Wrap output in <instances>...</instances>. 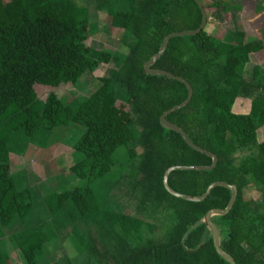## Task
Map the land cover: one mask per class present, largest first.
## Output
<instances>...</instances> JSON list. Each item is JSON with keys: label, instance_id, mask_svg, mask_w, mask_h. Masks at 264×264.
Here are the masks:
<instances>
[{"label": "trees", "instance_id": "16d2710c", "mask_svg": "<svg viewBox=\"0 0 264 264\" xmlns=\"http://www.w3.org/2000/svg\"><path fill=\"white\" fill-rule=\"evenodd\" d=\"M88 1L107 14L103 27L77 0H0V264H12L4 244L10 236L24 264H228L204 219L225 211L232 192L217 188L193 204L164 187L172 168L213 165L160 123L186 102L188 89L145 71L166 37L199 30L198 5ZM200 1L219 24L238 13L223 0ZM207 27L200 36L172 39L152 69L191 85L190 105L167 121L219 163L212 172H174L168 183L193 198L217 183L237 187L231 213L213 219L221 248L236 264H264V45L246 44L244 33L216 38ZM99 33L120 36L126 51L88 44ZM97 71L96 91L81 104H65L58 91ZM241 103L244 113L236 110ZM55 136L72 154L64 172L45 181L25 168L13 172L11 154L54 150ZM252 187L261 203L246 200ZM68 238L76 245L72 258L63 248ZM50 247L58 255L53 262Z\"/></svg>", "mask_w": 264, "mask_h": 264}, {"label": "rangeland", "instance_id": "374dc122", "mask_svg": "<svg viewBox=\"0 0 264 264\" xmlns=\"http://www.w3.org/2000/svg\"><path fill=\"white\" fill-rule=\"evenodd\" d=\"M212 0H205V4H211ZM229 10L236 9L238 11L235 19L229 20L226 24H219L215 22L211 15L208 18L207 33L211 36H217L221 38L225 33H244L246 35V44L261 43L264 45V0H223ZM78 4L83 7H88L90 11L91 22L98 23L100 27L105 25V19L107 14L105 12H98L94 6V3L88 0H77ZM120 36H116L113 39L105 36L103 33L96 34L88 42L91 46L98 49L103 48H117L119 51H126L119 42ZM252 72V68L246 69V77L249 78ZM102 75L99 71L86 75L77 88L71 86L62 87L58 94L63 98L65 104L76 103L81 104L88 97H90L99 86V76ZM236 110L239 113H244L248 110L247 104H238ZM61 136H65L66 132L60 133ZM57 136L53 138V144L55 143ZM77 138L76 136L74 137ZM62 140V141H61ZM56 142H60L58 146L53 149H47L40 151L37 147L34 151H29L26 156H18L11 154V163L13 172H18L25 168L29 174L37 178L38 180L45 181L49 179V176L53 173L64 172L63 169L67 168L68 160H71V152L68 151L69 147L66 145L65 138L57 139ZM123 153V152H121ZM75 185V183L73 184ZM72 185V186H73ZM77 186V185H75ZM70 188V186H69ZM37 189V188H36ZM39 194V192H37ZM39 199L40 198V195ZM245 198L247 201H254L257 203L262 202V196L259 191L252 187L246 191ZM49 230V229H48ZM65 233V232H63ZM66 234H64L65 236ZM4 244L11 256L12 264H24V258L20 253V250L13 239V237H7ZM59 247V244H54V247ZM54 247L49 248L48 259L50 262L58 259V255L54 251ZM63 248L68 256L71 258L77 255L76 245L72 238H68Z\"/></svg>", "mask_w": 264, "mask_h": 264}, {"label": "water", "instance_id": "95a60500", "mask_svg": "<svg viewBox=\"0 0 264 264\" xmlns=\"http://www.w3.org/2000/svg\"><path fill=\"white\" fill-rule=\"evenodd\" d=\"M193 1L196 2V4L198 5V7L202 13L203 20H202V24H201V27L199 28V30L194 31V32H183V33L171 34L168 37H166L163 44H162V47H161L159 53L157 55H155L148 63L145 64V71L147 74H149L152 77L167 78L170 80L178 81V82H180L186 86V88L188 89V98H187L186 102H184L180 106L173 108L169 112H166L161 117L160 123H161L162 127H164L165 129L179 134L183 138L185 143L191 149H193V150H195L201 154H204L213 160V165L211 167H193V168L177 167V168H172V169L168 170L164 176L165 190L172 197H174L176 199H180V200L188 202V203H193V204L204 203L210 197L212 192L217 188H223V189H226V190H229L232 192V198H231V201H230L228 208L225 211H213V212L209 213L206 216V218L204 219V224L207 226V229L212 236L214 247H215V250H216L218 256L220 258H222L224 261H226L228 264H236L234 259L222 250L220 231H219V228L217 227V225L214 224L213 219L214 218H225L231 213V211L233 210V208L236 204L237 198H238V188L235 186H230V185L225 184V183H217V184L212 185L206 191V193L203 196H201L200 198H193V197L183 196V195H180V194L174 192L170 188L169 183H168L170 175L174 172H212L213 170H215L217 168L218 163H219V159L216 156H214L213 154L208 153V152L202 150L201 148L195 146L190 141V139L185 134V132H183L179 127H177V126H175V125H173L167 121V118L169 116H171V115H173L179 111L184 110L185 108H187L190 105V103L193 99V96H194V91H193L191 85L188 84L187 82L179 79V78H176L175 76H173L169 73L156 71V70L152 69L157 64V62L162 58V56L165 54V52H166V50H167L172 39L197 37V36H200L205 31L207 24H208V15H207V13L204 9V6L200 0H193Z\"/></svg>", "mask_w": 264, "mask_h": 264}]
</instances>
